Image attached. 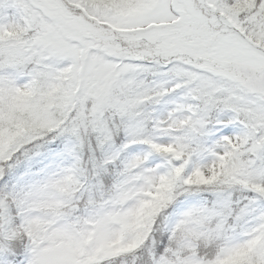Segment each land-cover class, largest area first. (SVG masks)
Here are the masks:
<instances>
[{
	"label": "snow or ice",
	"instance_id": "obj_1",
	"mask_svg": "<svg viewBox=\"0 0 264 264\" xmlns=\"http://www.w3.org/2000/svg\"><path fill=\"white\" fill-rule=\"evenodd\" d=\"M0 264H264V0H0Z\"/></svg>",
	"mask_w": 264,
	"mask_h": 264
}]
</instances>
